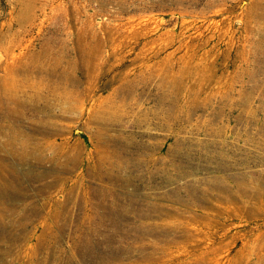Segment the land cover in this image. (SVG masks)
Returning a JSON list of instances; mask_svg holds the SVG:
<instances>
[{
    "label": "rangeland",
    "instance_id": "rangeland-1",
    "mask_svg": "<svg viewBox=\"0 0 264 264\" xmlns=\"http://www.w3.org/2000/svg\"><path fill=\"white\" fill-rule=\"evenodd\" d=\"M0 264H264V0H0Z\"/></svg>",
    "mask_w": 264,
    "mask_h": 264
},
{
    "label": "bare ground",
    "instance_id": "bare-ground-1",
    "mask_svg": "<svg viewBox=\"0 0 264 264\" xmlns=\"http://www.w3.org/2000/svg\"><path fill=\"white\" fill-rule=\"evenodd\" d=\"M28 102V101H27ZM71 104V103H70ZM39 106V105H38ZM37 108V107H36ZM66 115V114H65ZM49 128V127H48ZM47 130V129H46ZM8 190V189H7Z\"/></svg>",
    "mask_w": 264,
    "mask_h": 264
}]
</instances>
